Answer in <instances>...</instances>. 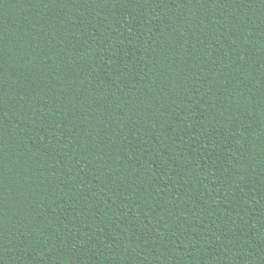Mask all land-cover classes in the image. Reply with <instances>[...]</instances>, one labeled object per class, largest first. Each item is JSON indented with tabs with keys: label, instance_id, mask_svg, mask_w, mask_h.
Segmentation results:
<instances>
[{
	"label": "trees",
	"instance_id": "trees-1",
	"mask_svg": "<svg viewBox=\"0 0 264 264\" xmlns=\"http://www.w3.org/2000/svg\"><path fill=\"white\" fill-rule=\"evenodd\" d=\"M0 264H264V0H0Z\"/></svg>",
	"mask_w": 264,
	"mask_h": 264
}]
</instances>
